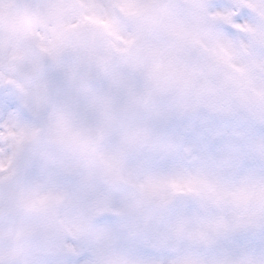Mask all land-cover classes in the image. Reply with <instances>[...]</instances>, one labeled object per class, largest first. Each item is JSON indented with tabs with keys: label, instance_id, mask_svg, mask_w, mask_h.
<instances>
[{
	"label": "rangeland",
	"instance_id": "obj_1",
	"mask_svg": "<svg viewBox=\"0 0 264 264\" xmlns=\"http://www.w3.org/2000/svg\"><path fill=\"white\" fill-rule=\"evenodd\" d=\"M3 1L0 131L27 138L38 130V108L33 94L27 102L5 88L8 59L20 52V14L15 5L6 12ZM90 1L103 7V0ZM133 1L144 6L147 0ZM254 6L257 16H245L242 25L251 37L233 35V51H227L233 73L223 78L233 81V107L228 92L214 96L185 88L177 97L165 92L168 103L158 93L137 101L134 83L120 114V96L116 105L97 106L98 91L78 89L73 61H64L46 116V141L37 150L33 178L20 192L19 228L0 225V264H264V52L251 44L264 32V4ZM36 10L33 35L52 51L67 46V21L98 17L82 0H38ZM220 39L210 49L197 40L204 45L199 52L223 57L230 42ZM171 67L185 84L198 83L199 73L187 64ZM182 112L189 123L169 119ZM86 116L104 129L96 154L76 147ZM94 217L108 223L90 228ZM66 222L77 230L68 232Z\"/></svg>",
	"mask_w": 264,
	"mask_h": 264
},
{
	"label": "flooded vegetation",
	"instance_id": "obj_2",
	"mask_svg": "<svg viewBox=\"0 0 264 264\" xmlns=\"http://www.w3.org/2000/svg\"><path fill=\"white\" fill-rule=\"evenodd\" d=\"M185 5L187 6V8L189 7V4L187 2H185ZM200 8H201V11L204 12L203 6H201ZM211 11L214 12V13H217V14L219 13L218 11H215V10H211ZM214 13L204 14V18L205 19H204L203 23L205 25L211 26V20H212L211 16H213ZM231 19H233V15L231 16ZM144 43H145L144 40H140V39L136 40L134 43H132L125 50V52H121V56L123 57L124 60L130 61L132 59V57L135 56V53L142 52ZM185 43H186V41L183 44L177 43V45L172 46V48H171L172 51L178 52V53H180L183 56H187V55L193 56V52L195 50V46L193 44L188 45V47L190 49V52L189 51L187 52V51L184 50L185 49V45H184ZM187 53H189V54H187ZM193 60H194V62L196 64H198L201 67V63H200V60L198 58H193ZM140 61H141V59L136 60L133 57V60H132V64L134 65L133 71L137 75L139 73H141V74H143V73H152L153 75H155L154 72H152V69H148L147 66H145V63L144 62H140ZM155 78L157 80L156 81V86L159 88V90H161L160 88L162 87V83H161L160 79L163 78V76L158 77V76L155 75ZM171 79L174 81V77L173 76H172ZM169 83H170V80H169Z\"/></svg>",
	"mask_w": 264,
	"mask_h": 264
},
{
	"label": "water",
	"instance_id": "obj_3",
	"mask_svg": "<svg viewBox=\"0 0 264 264\" xmlns=\"http://www.w3.org/2000/svg\"><path fill=\"white\" fill-rule=\"evenodd\" d=\"M34 0H19V5L22 9V19L20 28L22 29L23 36H22V43L26 46V59L24 60V63H28L31 60H37L41 63L44 62L45 54L41 51H39L34 45L29 35V28L30 24L32 22V5ZM88 63L86 62L85 65ZM37 69L26 65L24 71L28 73H34ZM43 124V122H41Z\"/></svg>",
	"mask_w": 264,
	"mask_h": 264
},
{
	"label": "bare ground",
	"instance_id": "obj_4",
	"mask_svg": "<svg viewBox=\"0 0 264 264\" xmlns=\"http://www.w3.org/2000/svg\"><path fill=\"white\" fill-rule=\"evenodd\" d=\"M44 87H45V80H38L31 86V88L33 90V93H34V95L36 97L37 103H39L40 100H41L42 92H43ZM3 200L4 199H0V203Z\"/></svg>",
	"mask_w": 264,
	"mask_h": 264
}]
</instances>
